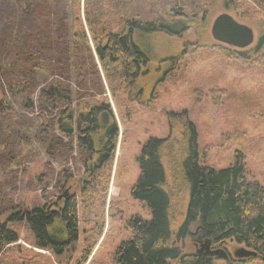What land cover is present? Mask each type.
<instances>
[{"label": "rangeland", "instance_id": "obj_1", "mask_svg": "<svg viewBox=\"0 0 264 264\" xmlns=\"http://www.w3.org/2000/svg\"><path fill=\"white\" fill-rule=\"evenodd\" d=\"M203 1L204 14L193 19L187 12L188 34L146 39L149 77L113 95L84 20V0H0V222L17 211L61 207L67 198L78 221L76 250L61 257L38 249L24 223L12 226L18 240L3 246L0 264H114L115 251L131 237L129 220H151L131 190L142 147L168 137L170 113L186 112L195 126L201 165L225 170L241 155L247 181L264 189V45L247 51L264 42V8L251 0ZM223 14L253 31L251 47L212 39V24ZM177 57L175 70L153 90L152 81L170 67L159 62ZM59 85L72 92L71 139L58 130L60 106L42 98ZM89 99L108 103L119 128L115 154L101 168L98 157L83 158L76 143V119ZM170 171L167 166V190L177 191L170 190L175 215L186 194ZM195 245L201 249L194 237L176 244L183 255L197 252ZM240 248L246 249L234 241L216 245L230 260L212 257V264H264V257L234 258Z\"/></svg>", "mask_w": 264, "mask_h": 264}, {"label": "trees", "instance_id": "obj_2", "mask_svg": "<svg viewBox=\"0 0 264 264\" xmlns=\"http://www.w3.org/2000/svg\"><path fill=\"white\" fill-rule=\"evenodd\" d=\"M251 1L264 8V0ZM83 4L94 51L113 95L149 77L152 55L146 39L156 35L182 38L192 29L187 12L193 19L204 14L203 0H84ZM263 45L260 40L247 51H259ZM235 54L242 57L247 52ZM179 59L159 62L170 67L152 81L153 90L175 70ZM42 98L60 106L58 130L71 139L74 117L70 87H52ZM152 100L150 97L147 103ZM0 109L4 110L2 105ZM168 122L166 139H150L142 147L137 160L139 177L131 190V197L149 210L151 220L138 217L129 220L131 237L115 251L114 264H212V258L203 256V252L190 255L180 252L176 244L189 237H194L195 242L212 240L216 244L234 241L257 257H264V189L247 181L243 157H235L225 170L203 166L196 128L186 112L170 113ZM76 127L81 156L87 160L97 156V168L109 163L119 137L110 105L87 100L78 113ZM167 166L182 182L186 194L175 215L171 213L173 204L176 207V203L172 204L175 199L170 191L172 186L167 190ZM173 190L177 192L175 187ZM53 207L17 211L4 223L0 222V251L18 240L12 226L24 223L38 249H48L57 257L74 252L78 242L76 207L68 198L61 207L57 204Z\"/></svg>", "mask_w": 264, "mask_h": 264}, {"label": "water", "instance_id": "obj_3", "mask_svg": "<svg viewBox=\"0 0 264 264\" xmlns=\"http://www.w3.org/2000/svg\"><path fill=\"white\" fill-rule=\"evenodd\" d=\"M211 37L214 41L238 50H245L254 43L253 31L237 22L232 16L223 14L217 17L211 27ZM200 244L199 254L214 257L215 260H227V254L223 250L211 251L212 240H198ZM257 254L249 249L240 248L234 253V258L247 260L256 258Z\"/></svg>", "mask_w": 264, "mask_h": 264}, {"label": "flooded vegetation", "instance_id": "obj_4", "mask_svg": "<svg viewBox=\"0 0 264 264\" xmlns=\"http://www.w3.org/2000/svg\"><path fill=\"white\" fill-rule=\"evenodd\" d=\"M222 244H223V243H222ZM216 245L218 246V244L212 242V245H211L210 250H211V251H215L214 248L216 247ZM195 247H196V251H197L196 254H199V251H200V250H198V248H197L198 246L195 245ZM226 254H227V253H226ZM212 259H213V258H212ZM228 260H230V255L227 254V260H225V261H228ZM240 261H243V260H240Z\"/></svg>", "mask_w": 264, "mask_h": 264}]
</instances>
